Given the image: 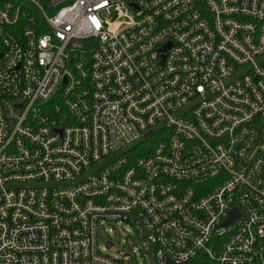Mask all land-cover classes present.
Wrapping results in <instances>:
<instances>
[{"label": "built area", "instance_id": "obj_1", "mask_svg": "<svg viewBox=\"0 0 264 264\" xmlns=\"http://www.w3.org/2000/svg\"><path fill=\"white\" fill-rule=\"evenodd\" d=\"M104 222L264 264V0H0V264H122Z\"/></svg>", "mask_w": 264, "mask_h": 264}, {"label": "rangeland", "instance_id": "obj_2", "mask_svg": "<svg viewBox=\"0 0 264 264\" xmlns=\"http://www.w3.org/2000/svg\"><path fill=\"white\" fill-rule=\"evenodd\" d=\"M164 123L159 124L156 127V136L150 139H141L137 141L133 148H136L132 153L140 152V150L151 145V143L158 138L157 133L161 132ZM124 151L116 152L105 159V163L116 159ZM59 185L68 186L69 183H61ZM98 246L99 250L106 255L111 256L114 259H121L122 264H149L143 257L141 252V238L136 232L135 228L128 225L125 222H104L98 226ZM112 241L113 247L108 248L107 242Z\"/></svg>", "mask_w": 264, "mask_h": 264}, {"label": "water", "instance_id": "obj_3", "mask_svg": "<svg viewBox=\"0 0 264 264\" xmlns=\"http://www.w3.org/2000/svg\"><path fill=\"white\" fill-rule=\"evenodd\" d=\"M150 134H151V132L147 133L146 136H148ZM108 248H112V243L110 241L108 242Z\"/></svg>", "mask_w": 264, "mask_h": 264}, {"label": "trees", "instance_id": "obj_4", "mask_svg": "<svg viewBox=\"0 0 264 264\" xmlns=\"http://www.w3.org/2000/svg\"><path fill=\"white\" fill-rule=\"evenodd\" d=\"M150 139V138H149ZM143 151V148L140 150V152H142ZM143 154V153H142Z\"/></svg>", "mask_w": 264, "mask_h": 264}]
</instances>
